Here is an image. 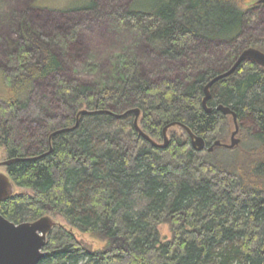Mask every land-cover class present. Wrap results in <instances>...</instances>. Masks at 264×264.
<instances>
[{"label":"trees","instance_id":"obj_1","mask_svg":"<svg viewBox=\"0 0 264 264\" xmlns=\"http://www.w3.org/2000/svg\"><path fill=\"white\" fill-rule=\"evenodd\" d=\"M246 1L129 0L110 19L140 34L161 58L182 61L178 77L150 82L121 51L97 86L58 80L48 110L35 83L63 65L49 41L22 32L9 54L15 74L0 69L8 84L0 97V145L7 160L20 159L5 167L12 184L33 194L0 202V215L14 224L56 215L103 244L92 250L59 227L38 264H264V69L244 61L210 87L213 109L201 104L207 82L242 50L264 52V37L247 33L259 8L244 9ZM95 9L89 0L63 12ZM211 47L225 61L196 64ZM218 105L236 113L242 143L202 158L184 131L154 148L134 129L132 113L112 115L138 109V126L155 142L176 123L210 145L227 122ZM82 109L99 113L80 116L70 129ZM160 225L169 227V240L160 237Z\"/></svg>","mask_w":264,"mask_h":264},{"label":"rangeland","instance_id":"obj_2","mask_svg":"<svg viewBox=\"0 0 264 264\" xmlns=\"http://www.w3.org/2000/svg\"><path fill=\"white\" fill-rule=\"evenodd\" d=\"M89 0H0V69L9 75L15 74L16 68L11 60V54L22 42V32L30 31L42 40L49 41L53 51L61 59L63 71L50 76L44 81H37L35 88L39 94L45 95L48 107L51 108V93L58 80L67 82L75 81L81 84L95 85L100 82L103 74L109 70V60L121 51L127 52L130 59L139 62L142 77L150 82H161L178 77L181 62H169L155 53L144 41L143 37L135 31L117 27L110 19V13L117 9L126 8L129 0H95V11L89 12H63L68 8L83 7ZM38 2V6L33 4ZM258 7V19L247 27L249 36L264 37V0H247L243 8ZM64 35V40L60 39ZM69 36V37H66ZM72 36V37H71ZM226 54L218 48H210L206 52L200 51L196 61L200 64L207 62L210 66L218 65L217 59L225 61ZM185 65V64H184ZM231 66L228 67V69ZM175 74H174V73ZM8 84L0 77V97H3ZM113 113V112H111ZM122 113H113L121 115ZM222 136L216 138L222 143L229 144L233 123L230 116H226ZM183 135V130L178 126L169 128L168 139L172 135ZM237 138L239 145L243 135L239 130ZM162 143V140H156ZM236 147H234L235 149ZM224 149V148H223ZM206 151L198 152L199 158L205 156ZM222 153L218 152L217 158L221 159ZM7 160L4 148L0 145V163ZM5 168L0 167V173H5ZM32 195L27 189L13 186L12 195ZM54 223L52 232L59 227L65 228L74 234L75 238L89 246L92 250L102 248L103 244L93 237L72 230L65 221L56 215H47ZM160 237L167 241L171 237L167 225L158 226Z\"/></svg>","mask_w":264,"mask_h":264},{"label":"water","instance_id":"obj_3","mask_svg":"<svg viewBox=\"0 0 264 264\" xmlns=\"http://www.w3.org/2000/svg\"><path fill=\"white\" fill-rule=\"evenodd\" d=\"M244 61H251L264 69V52L252 47L242 50L229 69L207 82L203 89L204 96L201 101L202 107L206 112H210L213 109L207 107V101L210 98V87L218 80L231 75ZM214 110L223 116L231 117L233 131L230 134L229 144L215 140L212 144L208 145L202 137L195 135L189 128L182 124L176 123H171L163 127L162 143H157L147 134H145L138 126V118L140 115V111L138 109L128 110L121 115L114 116L120 118L132 113L134 115V129L154 148H166L169 143L167 136L168 129L178 126L187 134L191 148L197 152H212V150L216 147L228 150L233 149L239 144V139L237 138L239 132L237 115L232 109L223 105L216 106ZM96 113L99 112L88 111L85 109L80 110L76 114L75 125L70 129H74L78 125L80 116L92 115ZM18 160L20 159L6 160L0 163V167H6L11 162ZM13 186L14 185L12 184L9 177L6 174L0 173V202L14 196L12 195ZM54 225L55 223L47 216L32 222L14 224L0 215V264H38L44 256V248L46 246L47 236L52 231Z\"/></svg>","mask_w":264,"mask_h":264},{"label":"flooded vegetation","instance_id":"obj_4","mask_svg":"<svg viewBox=\"0 0 264 264\" xmlns=\"http://www.w3.org/2000/svg\"><path fill=\"white\" fill-rule=\"evenodd\" d=\"M5 168V167H4Z\"/></svg>","mask_w":264,"mask_h":264}]
</instances>
